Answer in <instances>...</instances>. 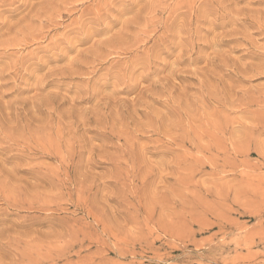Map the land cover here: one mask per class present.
Segmentation results:
<instances>
[{
    "label": "rangeland",
    "instance_id": "rangeland-1",
    "mask_svg": "<svg viewBox=\"0 0 264 264\" xmlns=\"http://www.w3.org/2000/svg\"><path fill=\"white\" fill-rule=\"evenodd\" d=\"M0 264H264V0H0Z\"/></svg>",
    "mask_w": 264,
    "mask_h": 264
},
{
    "label": "bare ground",
    "instance_id": "bare-ground-1",
    "mask_svg": "<svg viewBox=\"0 0 264 264\" xmlns=\"http://www.w3.org/2000/svg\"><path fill=\"white\" fill-rule=\"evenodd\" d=\"M246 35V34H245ZM246 37V36H245ZM248 37V36H247Z\"/></svg>",
    "mask_w": 264,
    "mask_h": 264
}]
</instances>
